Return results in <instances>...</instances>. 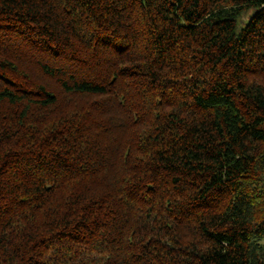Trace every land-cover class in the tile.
<instances>
[{
	"label": "trees",
	"instance_id": "trees-1",
	"mask_svg": "<svg viewBox=\"0 0 264 264\" xmlns=\"http://www.w3.org/2000/svg\"><path fill=\"white\" fill-rule=\"evenodd\" d=\"M264 0H0V264H264Z\"/></svg>",
	"mask_w": 264,
	"mask_h": 264
},
{
	"label": "rangeland",
	"instance_id": "rangeland-1",
	"mask_svg": "<svg viewBox=\"0 0 264 264\" xmlns=\"http://www.w3.org/2000/svg\"><path fill=\"white\" fill-rule=\"evenodd\" d=\"M261 244H263V245H264V238L261 240Z\"/></svg>",
	"mask_w": 264,
	"mask_h": 264
}]
</instances>
